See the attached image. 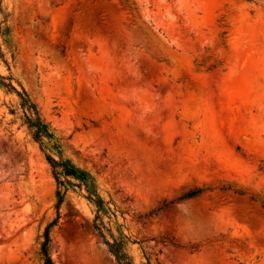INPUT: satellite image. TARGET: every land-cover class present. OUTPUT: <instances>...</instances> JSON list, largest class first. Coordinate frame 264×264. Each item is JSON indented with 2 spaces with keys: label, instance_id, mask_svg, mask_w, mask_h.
<instances>
[{
  "label": "rangeland",
  "instance_id": "1",
  "mask_svg": "<svg viewBox=\"0 0 264 264\" xmlns=\"http://www.w3.org/2000/svg\"><path fill=\"white\" fill-rule=\"evenodd\" d=\"M0 23V73L53 133L0 87V264H43L47 153L92 174L135 264H264V0H0ZM61 190L54 263L119 264Z\"/></svg>",
  "mask_w": 264,
  "mask_h": 264
},
{
  "label": "trees",
  "instance_id": "2",
  "mask_svg": "<svg viewBox=\"0 0 264 264\" xmlns=\"http://www.w3.org/2000/svg\"><path fill=\"white\" fill-rule=\"evenodd\" d=\"M5 33L6 29L3 27L2 23H0V36L5 35ZM8 80H10L9 77L0 73V87L6 88L8 91L16 92L19 96L18 109L21 111L22 125H25L32 137L44 146V137L51 138L53 136V133L50 131L49 123L44 119L37 104L32 100L27 91L25 89L22 92L17 91L11 80ZM13 112L16 113L15 110ZM46 157L52 167L53 175L58 184V189L56 192L57 216L47 225L44 234V241L41 245L40 255L43 264H55L49 252L50 232L52 227L57 225L60 221V207L65 196V192H62L61 187L66 188L67 186H77L81 190L86 191L85 197L93 203L95 207V216L92 221L93 228L101 236L117 262L119 264H135L128 250L131 238L125 235L120 229L115 233L114 229L110 226V221L105 220L106 217L110 220L114 212L108 202H106L100 195L98 186L92 174L89 171L78 167L70 159H57L49 153L46 154ZM201 191V189L192 190L184 194L182 199L196 197ZM167 205L168 204H164L159 207L154 214L164 209ZM147 259V264H152L151 257L148 256Z\"/></svg>",
  "mask_w": 264,
  "mask_h": 264
}]
</instances>
